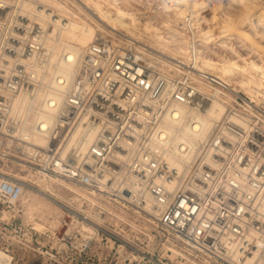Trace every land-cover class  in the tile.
Wrapping results in <instances>:
<instances>
[{"label": "built area", "instance_id": "2783aa9c", "mask_svg": "<svg viewBox=\"0 0 264 264\" xmlns=\"http://www.w3.org/2000/svg\"><path fill=\"white\" fill-rule=\"evenodd\" d=\"M183 1L180 26L186 31L198 29L203 17L218 6V0H204L202 6ZM176 3L161 0L160 7L171 10ZM85 18L82 34L96 26ZM50 24L32 20L17 0H0V212L11 210L27 185L3 172L11 166L27 165L99 188L96 167L90 173L86 162L72 164L58 154V147L76 124L101 121L92 149L98 168H120L113 157L126 153L131 185L161 203L170 198L156 216L162 229L206 256L210 264H240L228 254L237 249L252 253L258 236L264 241V89L253 83L244 90L236 88L200 70L198 76L208 86L202 88L187 73L167 72L159 61L149 62L131 46L109 45L100 30L84 56L68 61L73 67L68 70L70 82L57 81L63 74L57 70L52 82L43 83L40 75L49 73L52 55ZM69 52L65 48L61 59L67 60ZM9 59L14 62L7 71ZM40 89L43 98L31 128L50 138L48 147L17 135L10 120L19 93L26 90L35 98ZM211 113L218 118L209 126ZM21 143L32 144L38 153L29 154ZM170 157L188 169L171 197L160 182L178 175ZM127 192L134 194L129 188L120 190ZM156 262L180 264L164 258Z\"/></svg>", "mask_w": 264, "mask_h": 264}, {"label": "bare ground", "instance_id": "6f19581e", "mask_svg": "<svg viewBox=\"0 0 264 264\" xmlns=\"http://www.w3.org/2000/svg\"><path fill=\"white\" fill-rule=\"evenodd\" d=\"M124 1L126 2V0ZM256 1L233 0V3L235 2L240 7L241 12L238 15L227 11L224 4H218L214 13L203 17V24L198 29H189L188 31L180 26V19L185 17L183 0H178L175 8L171 10H163L160 7L161 5H159L161 13L155 12L150 16L140 8L127 5V3L122 5L120 0H40L38 4L36 2L17 0V3L21 5L23 13L28 14L32 20L44 25L51 22L48 45L52 49V55L49 62V73L40 75L43 83L52 82L54 73L57 70L63 73L61 77L57 75V81H71L72 76L68 70H71L73 67H71L68 61L76 60L78 55L79 58L81 55L84 56L88 51L90 43L94 40V35L99 30L95 26V30L82 34L80 32L81 23L86 19V16L100 25L96 19V17L100 16L101 18L103 17V20H109L118 30L126 31L131 36H147L152 40L154 45L177 57L179 56L191 61L192 66H194L193 68H195L194 70L189 64L185 65L173 60L164 63L160 52L156 51L154 53V50L148 48L149 46L140 45L134 38L131 40L124 38L123 41L118 40L123 45L131 46L138 52L148 56L150 58L149 62L157 63L156 61H159L165 71L172 73V70H177L175 71L177 74L185 72L192 76L202 88H206L207 83L199 78L198 71H206L227 84L236 88L240 86L239 88L244 90L251 83L264 89V67L262 66L264 60L258 62L255 59L250 60L244 57L241 49L234 47L228 40L230 39L231 41L237 37L241 40L242 50L250 49L253 51V54H264V3ZM194 3L200 6L203 5L198 0H194ZM206 24L213 26L208 27ZM248 26L253 29V32L247 29ZM102 35L106 38L105 41L109 45L122 46L119 42L116 43L114 41L115 38L112 40L103 33ZM219 42L224 48L223 53L215 51L212 56L205 55L202 47L208 48ZM65 48L70 52L67 60L66 58L62 60L61 54ZM226 50H231L235 54V57L228 56ZM240 61H243V63H240ZM12 62H14L13 59H9V62H7L9 63L6 67L7 71H9ZM186 69L190 72H187ZM42 98L43 91L41 89L37 91L35 98L31 96L30 92L26 90L21 91L10 114V120L14 122L9 121V124L12 123L15 126L17 135L23 136L33 144L48 147L50 138L33 132L31 128L35 116L40 110ZM210 117H213V119H206L209 126L215 122L214 119L218 118V116L211 113ZM102 127L101 121L76 124L58 147V154L63 158H70L72 164L77 165L86 162L87 166H89L87 167V171L90 173H93L94 170L92 168L96 167L99 172L97 175L100 183L99 188L81 186L68 181L60 174L54 172L40 170L37 171V174H34L32 168L24 165L23 167L30 171L27 175L28 180L51 192V194L58 196L60 195L56 192L58 188L56 183L60 184L61 181L55 179L53 176L61 178L67 185L72 184L96 191H100L101 187L108 189L110 191L108 195H100L96 191L83 192L75 190L72 186L69 187L77 194L71 198L72 200L79 201L81 205L82 200L86 199L90 203L92 210H94L95 206H99L101 210L97 214L95 213V217L101 220H103L102 214L104 212L121 217L117 214V206L129 211L134 210V208L138 210L137 212L141 216H135V221H130L131 225L146 236L145 239L149 241V245H154L155 243L156 235L154 231L159 232L164 237L166 236L167 239H163L162 242L163 250L171 259H180V264H210L211 261L206 256L188 247L180 238L162 229L157 217L160 215L161 210L167 206L170 198L166 202L161 203L150 193L143 191L138 185H131L132 178L126 167L130 156L126 153H115L113 159L121 164V167H116L114 171L108 170V167L105 169L98 168V165L95 164L96 158L92 153V149ZM1 140L2 137H0ZM9 143L11 144L12 140ZM21 145L29 154L34 155L38 153L32 144L21 143ZM169 160L177 168L178 175L171 180L160 182L164 185L166 192L169 193V197H171L182 185L188 169L178 159L170 157ZM19 178L25 180L22 177ZM25 188L26 186H24L20 199L22 198V200L26 201L31 195V191ZM126 188L133 190L134 194L131 196L129 193L121 194L120 190ZM114 192L117 193V198L111 197L115 196ZM123 201H126L129 206L124 204ZM17 202H13V205L16 207ZM7 210L5 208L0 212V217L5 221L10 218V213ZM136 219L142 222V225H138ZM68 224L71 227L70 232H73L75 228H80L86 242L92 240L94 235H98L94 227L86 223L77 222L75 219H72L71 223L69 222ZM35 227L40 231L48 229L47 226L40 223H36ZM52 234H55V230L53 229ZM256 242L257 248L252 253H244L237 249L228 254L230 259L240 264H264V241L258 236ZM241 256H244V259H241ZM12 260L13 257L10 254L0 250V264H11Z\"/></svg>", "mask_w": 264, "mask_h": 264}, {"label": "rangeland", "instance_id": "374dc122", "mask_svg": "<svg viewBox=\"0 0 264 264\" xmlns=\"http://www.w3.org/2000/svg\"><path fill=\"white\" fill-rule=\"evenodd\" d=\"M120 1L122 5L127 3V5L140 8L148 16L155 12L161 13L159 11L161 10L159 7L161 0ZM198 1L202 3L204 0ZM256 2L264 3V0H257ZM218 4H224L230 13L238 15L241 12L240 7L235 2L233 3V0H218ZM99 17H96V19L100 25L95 22L97 29L109 39L113 40L115 38L114 41L116 43L119 42L120 45L127 46L118 40L123 41L124 38H128V40L134 38L140 45L149 46L148 48L154 50V53L156 51L160 52L164 63L173 60L177 63L189 64L195 70L191 61L177 57L154 45L147 36H131L126 31L118 30L109 20H103V17ZM206 26L210 27L213 25L206 24ZM247 29L253 32L250 26ZM228 41L234 47L241 49L244 57L250 60L255 59L258 62L264 60V54H253L250 49L242 50L241 40L237 37ZM202 50L205 55L212 56L215 51L223 53L224 48L219 42L208 48L202 47ZM226 52L228 56L235 57L231 50H226ZM151 56L154 57L153 55ZM240 63H243V61H240ZM262 66L264 67V62H262ZM2 170L17 178H24L26 180L24 181L27 182L25 189L31 191V195L26 201L21 198V202L18 201L16 204L17 207L13 205L11 210H7L10 213L8 220L0 221V250L6 251L13 257L11 264H157L156 261L159 258H164L165 261L167 259L173 260L163 250L162 242L163 239H167L166 236L164 237L159 232L154 231L156 244L149 245V241L145 239L146 236L131 225L130 221H135V216H141L135 208L129 211L117 206V214L121 217L104 212L102 214L103 221L95 217L97 212L101 210L99 206H95L94 210H92L88 200L83 199L81 205L79 201L72 200L71 198L77 194L69 187L72 186L75 190L83 192L96 190L77 187L72 184L67 185L61 178L51 175L61 181L60 184L56 183L58 187L56 192L60 195L58 196L51 194V192L36 183L30 182L27 177L30 171L25 167L19 169L11 166ZM33 171L34 174H37V170L33 169ZM101 188L100 191H96L100 195H108L110 193L108 189ZM114 193L115 196L111 197L117 198V193ZM123 203L128 205L126 201H123ZM72 219L94 227L98 235H94L92 240L86 242L80 228H75L73 232H70L71 227L68 223H71ZM136 221L138 225H142V222L137 219ZM36 223L43 224L48 229L40 231L36 229ZM52 229L55 230V234H52ZM179 260L175 259L173 261L179 263Z\"/></svg>", "mask_w": 264, "mask_h": 264}, {"label": "water", "instance_id": "95a60500", "mask_svg": "<svg viewBox=\"0 0 264 264\" xmlns=\"http://www.w3.org/2000/svg\"><path fill=\"white\" fill-rule=\"evenodd\" d=\"M128 193V192H127Z\"/></svg>", "mask_w": 264, "mask_h": 264}]
</instances>
